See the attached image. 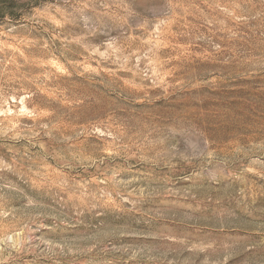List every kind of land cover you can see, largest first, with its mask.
<instances>
[{
    "label": "rangeland",
    "instance_id": "374dc122",
    "mask_svg": "<svg viewBox=\"0 0 264 264\" xmlns=\"http://www.w3.org/2000/svg\"><path fill=\"white\" fill-rule=\"evenodd\" d=\"M0 264H264V0H0Z\"/></svg>",
    "mask_w": 264,
    "mask_h": 264
}]
</instances>
